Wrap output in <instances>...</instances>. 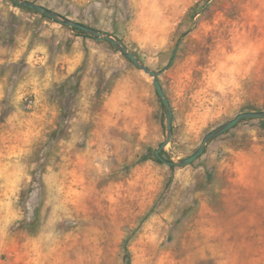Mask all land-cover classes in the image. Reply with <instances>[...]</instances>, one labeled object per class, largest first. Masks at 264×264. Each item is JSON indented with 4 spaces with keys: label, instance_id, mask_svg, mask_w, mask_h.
<instances>
[{
    "label": "rangeland",
    "instance_id": "374dc122",
    "mask_svg": "<svg viewBox=\"0 0 264 264\" xmlns=\"http://www.w3.org/2000/svg\"><path fill=\"white\" fill-rule=\"evenodd\" d=\"M118 40L169 100L180 162L264 112V0H23ZM89 35V34H88ZM153 79L0 0V264H264V119L188 166Z\"/></svg>",
    "mask_w": 264,
    "mask_h": 264
},
{
    "label": "water",
    "instance_id": "95a60500",
    "mask_svg": "<svg viewBox=\"0 0 264 264\" xmlns=\"http://www.w3.org/2000/svg\"><path fill=\"white\" fill-rule=\"evenodd\" d=\"M13 1L15 4L29 8L35 12L38 13H43L46 16H48L49 18L65 25L66 27L69 28H75V29H79L84 31L85 33L91 35L92 37H94L95 39L99 40V41H108L111 44H113L119 51H121L136 67H138L139 69L143 70L147 75H149L152 79H153V85L154 88L159 96V98L161 99L162 104L164 105L166 112H167V123H166V130H167V138L166 140L161 144L160 148L158 150L155 151V155L156 157L162 161L163 163L171 166V167H175V166H188L191 163H193L195 160L198 159V157H200L201 155H203L205 148L207 146V144L212 141L214 138L228 132L229 130H231L232 128H234L238 123H240L243 120H247V119H264V112H245V113H241L240 115H238L235 119L229 121L228 123L222 125L221 127H219L218 129L214 130L213 132L209 133L208 135H206V137L204 138L200 148L198 149V151L186 158L183 159L180 162H174V161H168L166 159H164L161 155V152L166 148V146L170 143L171 137H172V121H173V113H172V109L169 103V100L166 97V94L163 90V87L159 81V75L160 72H155L150 70L147 66H145L144 64H142L140 62V60L132 53L128 50L127 47H125L124 45H122L118 40H116L115 38L106 35L100 31H97L96 29H93L91 27H88L84 24L78 23V22H74L70 19H67L43 6H39L27 1H23V0H11Z\"/></svg>",
    "mask_w": 264,
    "mask_h": 264
},
{
    "label": "trees",
    "instance_id": "16d2710c",
    "mask_svg": "<svg viewBox=\"0 0 264 264\" xmlns=\"http://www.w3.org/2000/svg\"><path fill=\"white\" fill-rule=\"evenodd\" d=\"M15 4V3H14ZM16 6H19V7H23V6H20V5H17V4H15ZM43 14V13H42ZM44 16H46L45 14H43ZM72 30H75V31H77V32H80V33H82L83 35H85V36H90V35H88L87 33H85L84 31H82V30H79V29H75V28H72ZM162 153H163V151L161 152V155H162ZM125 251H126V253H125V264H131V257H130V253H129V251H128V249H127V247L125 248Z\"/></svg>",
    "mask_w": 264,
    "mask_h": 264
}]
</instances>
